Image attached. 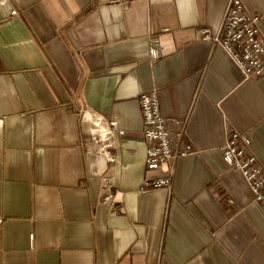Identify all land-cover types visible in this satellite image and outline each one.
Returning a JSON list of instances; mask_svg holds the SVG:
<instances>
[{
	"label": "crops",
	"instance_id": "0c3cea01",
	"mask_svg": "<svg viewBox=\"0 0 264 264\" xmlns=\"http://www.w3.org/2000/svg\"><path fill=\"white\" fill-rule=\"evenodd\" d=\"M240 1L264 36V0ZM229 2L0 4V264H264V208L223 158L232 131L264 168V75L202 32ZM153 91L192 147L172 194L145 188Z\"/></svg>",
	"mask_w": 264,
	"mask_h": 264
},
{
	"label": "built area",
	"instance_id": "2783aa9c",
	"mask_svg": "<svg viewBox=\"0 0 264 264\" xmlns=\"http://www.w3.org/2000/svg\"><path fill=\"white\" fill-rule=\"evenodd\" d=\"M7 0H0V4ZM261 16L248 12L240 0H230L222 23L216 32L203 29L206 41L223 48L234 60L244 79H258L264 75V36L260 29ZM160 41L152 37L150 57L153 61L161 58ZM144 127L143 135L148 144L146 166L148 173L159 176L145 183L150 190H166L172 194L176 161L190 153V145L182 146L183 134L175 139L169 129V120L163 115L156 91L140 97ZM83 118L92 119L87 109H82ZM228 141L223 148V158L233 169L242 171L249 183L255 201L264 208V168L257 157L247 153V139L229 131ZM233 203V202H231ZM4 218L0 215V225Z\"/></svg>",
	"mask_w": 264,
	"mask_h": 264
}]
</instances>
